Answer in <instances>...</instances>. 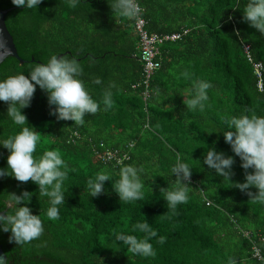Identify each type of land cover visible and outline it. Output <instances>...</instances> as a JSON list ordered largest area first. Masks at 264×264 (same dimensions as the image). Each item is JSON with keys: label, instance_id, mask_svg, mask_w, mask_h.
I'll use <instances>...</instances> for the list:
<instances>
[{"label": "trees", "instance_id": "1", "mask_svg": "<svg viewBox=\"0 0 264 264\" xmlns=\"http://www.w3.org/2000/svg\"><path fill=\"white\" fill-rule=\"evenodd\" d=\"M113 2L81 0L72 8L68 0H43L37 9H27L0 0V10L11 9L5 25L25 61L5 59L0 82L27 76L31 66L46 63L52 55H66L81 65L79 79L100 103V110L86 114L82 126L57 120L49 114L54 106L48 104L47 93L37 86L30 107L21 110L28 126L41 133L34 156L58 151L68 176L65 205L58 206L56 220L48 219L49 198L39 195L36 184L0 177V210L8 209L7 194L31 192L27 206L44 227L42 236L23 244L10 242L11 233L0 231L6 264H229L230 259L235 264H264V204L252 203L203 164L208 147L214 146L235 160L231 183H244L241 161L224 141L223 132L230 130L225 121L241 114L264 117V86L258 90L243 51L248 46L252 63L261 64L264 82V35L243 20L248 0H138L149 33L186 31L180 40L160 46V68L146 101L132 19L112 10ZM96 78L102 83L95 84ZM197 79L212 85L202 111L189 110L185 103ZM110 81L117 87L111 89L113 107L105 111L101 101ZM7 107L0 101V141L22 130L7 115ZM74 134L78 137L72 143ZM115 151L128 156L119 166L104 161L106 152ZM8 155L0 146V169H7ZM178 155L192 168L191 188L187 203L172 210L159 189L174 186L171 168ZM127 165L142 169L140 201H119L112 188ZM102 170L110 181L104 182L101 195L91 197L87 181ZM144 219L157 232L149 241L154 257L133 255L115 240L121 233L143 237L133 229ZM160 237L165 238L163 244ZM254 247L262 260L252 258Z\"/></svg>", "mask_w": 264, "mask_h": 264}, {"label": "clouds", "instance_id": "2", "mask_svg": "<svg viewBox=\"0 0 264 264\" xmlns=\"http://www.w3.org/2000/svg\"><path fill=\"white\" fill-rule=\"evenodd\" d=\"M16 7L37 9L43 0H11ZM72 8L77 7L81 0H68ZM111 9L118 11L129 18H136L141 12L137 0H114ZM243 20L261 35H264V0H248L243 11ZM83 69L77 60L68 56L52 55L46 63H38L31 66L29 74L9 76L0 82V101L5 102L7 115L15 124L22 126V130L0 141V146L7 149V169H0V177H13L20 183L33 182L38 186L40 196L48 197L50 206L46 211L49 220L59 219V205H65L64 181L67 179L68 170L64 160L58 151L49 150L39 158L34 156L41 133L28 126L26 115L21 110L30 107L36 87L47 93L48 104L54 106L49 114L56 116L57 120L72 121L82 126L85 123L86 114H96L100 110V103L95 101L85 88L84 82L79 79ZM185 78L191 79L188 72L182 73ZM95 84H101L102 80L96 78ZM116 82L110 81L104 90L101 103L107 111L113 107L112 91L116 88ZM212 87L210 82L193 80L190 91L191 98L187 99L186 107L189 110H203L204 102L208 100L207 91ZM228 129L223 132L225 143L229 144L231 151L239 157L240 167L244 170V183H231L234 175L232 171L235 160L224 152H218L214 146L208 147L203 159V164L215 171L218 176L227 180L232 187L245 193L252 203L264 204V117L255 114H241L227 119ZM63 169V170H62ZM252 169V172H248ZM142 169L127 165L119 172V179L115 181L113 190L119 197V201H140L143 199L145 184L139 173ZM173 187L160 188L163 200L169 209L175 210L177 205L187 203L189 199V181L192 176V168L181 162L179 155L171 168ZM110 181L106 171L98 172L94 178L87 181V188L91 197H97L104 192V182ZM255 188L256 192L249 191ZM9 198L8 209L0 210V231L10 232V242L23 244L38 239L43 235V221L39 215L32 214L27 205L31 202L33 193L23 191L7 194ZM134 231L138 230L145 235L137 237L129 234L115 236L117 242L127 246V251L133 255L154 257L156 255L153 245L149 242L157 236V232L149 223H137ZM164 237L159 238L163 244ZM229 264H235L230 259Z\"/></svg>", "mask_w": 264, "mask_h": 264}, {"label": "built area", "instance_id": "3", "mask_svg": "<svg viewBox=\"0 0 264 264\" xmlns=\"http://www.w3.org/2000/svg\"><path fill=\"white\" fill-rule=\"evenodd\" d=\"M138 3V0H137ZM139 4V3H138ZM141 8V7H140ZM142 10L139 13V15L136 18H131V28L132 32L135 35L137 39V52L139 56V61L142 65V81H141V87L143 88L142 92V98L144 101L147 100V98L150 95L149 86L150 81L154 75V73L160 68V52L159 48L161 45H163L166 42H176L180 40L182 34H185L186 31L183 33H172L167 35H159V34H151L146 30V21L141 16ZM244 54L246 55L247 61L252 64L254 74L257 78V88L259 91H262L264 82L262 80V66L259 63H252V60L249 55V47L244 46L243 47ZM134 88V87H133ZM78 136L74 134V140L72 139V143L75 142V139ZM132 144L129 145L131 147ZM128 159V156L126 154H121L117 151L115 152H106L104 155V161H114L116 165H121L122 162L126 161ZM244 235L251 239V235L247 232H244ZM262 240V239H259ZM252 258L256 260H262L260 253L256 247L253 248Z\"/></svg>", "mask_w": 264, "mask_h": 264}, {"label": "water", "instance_id": "4", "mask_svg": "<svg viewBox=\"0 0 264 264\" xmlns=\"http://www.w3.org/2000/svg\"><path fill=\"white\" fill-rule=\"evenodd\" d=\"M10 10L11 9L0 10V65L7 58H14L20 64L25 63V61H23L18 57L16 48L13 43V39L9 34L5 25V17L10 12ZM0 264H6V256L1 248H0Z\"/></svg>", "mask_w": 264, "mask_h": 264}]
</instances>
